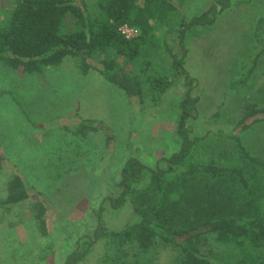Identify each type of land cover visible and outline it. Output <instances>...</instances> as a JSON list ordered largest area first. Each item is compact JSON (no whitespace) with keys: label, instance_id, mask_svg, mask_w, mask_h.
<instances>
[{"label":"rangeland","instance_id":"rangeland-1","mask_svg":"<svg viewBox=\"0 0 264 264\" xmlns=\"http://www.w3.org/2000/svg\"><path fill=\"white\" fill-rule=\"evenodd\" d=\"M86 1L96 15L99 0ZM172 2L176 9L170 22H152L154 29L139 43L137 56L125 64L143 83L141 101L95 70L82 74L70 57L40 75L18 73L0 63V155L5 153L29 186L44 195L48 222V233L42 235L27 206L9 212L0 209V264H64L79 239L93 236L100 206V224L119 230L139 217L136 207L156 203L150 196L135 193L116 209L107 197L119 195V182L129 160L153 169L179 149L175 128L186 86L166 46L180 57L176 30L181 22L188 24L201 15L214 0ZM14 6L15 0H0V27ZM184 41L183 67L194 79L193 95L198 97L188 128L191 138L198 141L185 165L167 178L175 186L181 184L180 172L188 163L239 168L247 178L248 191L221 179L205 185L198 175L189 177L183 189L187 197L211 194L214 209L230 202L241 212L259 206L264 213V170L243 160L233 140L225 135L246 110L264 108V0H231L212 24L190 28ZM257 52L256 68L240 82ZM155 76H167L172 85L163 93L150 89L148 79ZM85 119L103 122L112 138L107 140L103 130L83 135L78 126ZM240 137L252 155L264 158V122L241 132ZM8 162L0 168V198L11 172ZM198 247L221 261L264 264V248L240 252L211 237L202 239ZM180 256L164 243L140 251L134 244L103 238L94 242L79 264H179Z\"/></svg>","mask_w":264,"mask_h":264},{"label":"trees","instance_id":"trees-1","mask_svg":"<svg viewBox=\"0 0 264 264\" xmlns=\"http://www.w3.org/2000/svg\"><path fill=\"white\" fill-rule=\"evenodd\" d=\"M230 3L231 0H214L211 6L201 15L193 17L188 24L181 22L176 30L180 57L166 46L173 67L182 75L186 86L175 128L179 141L178 151L157 162L153 169H147L137 160H129L123 168L119 195L115 198L107 197L111 207L116 209L122 207L128 196L135 197V193L140 197L150 196L156 203L145 208L136 207L139 217L119 230H110L100 224L103 213V207L100 206L96 210L97 227L93 236L79 239L64 264H79L94 242L103 238L122 244H134L140 251L152 250L159 243L168 244L180 252L179 264H242L239 261H221L203 253L198 245L202 239L209 237L240 252L264 248V213L259 206L252 211L241 212L239 208L232 207L230 202H223L221 209H214L215 200L211 194L187 197L183 189L189 177L198 175L205 181V185L211 179H221V182L228 180L241 190L248 191V181L241 169L188 163L180 172L181 184L175 186L167 178L179 166L185 165L198 141L197 138H191L188 128V120L195 117L198 97L193 95L194 79L183 67L187 51L184 45L186 33L192 27L212 24ZM97 5L99 11L93 15L86 0H15L7 22L0 27V63L18 73L40 75L70 57L76 61L82 74L95 70L128 96L137 97L141 101L143 83L125 69V64L137 56L139 43L144 42V38L154 29L152 22H170V15L174 13L176 5L172 0H99ZM125 23L139 28L137 38L125 40L119 34L118 27ZM258 55L259 52L251 58L250 66L240 82H245L248 75L253 73ZM119 58H122L121 62ZM148 81L150 89L161 93L172 85V80L167 76H155ZM11 98L18 101L13 95ZM24 117L31 122L25 113ZM263 122L264 108H250L225 133L233 140L242 159L253 168L261 170H264V158L252 155L243 144L240 134ZM32 126H36V123L33 122ZM78 127L83 135L103 130L107 140L112 138L108 127L95 119L81 120ZM4 154L0 155V168L8 162ZM7 166L11 172L0 198V209L9 212L27 206L39 232L47 235L44 195L29 186L18 173L15 164L8 162ZM147 176L149 179L146 185L137 190V185L145 182ZM211 186H214V182ZM173 188L176 190L173 191ZM106 264L119 263L110 261Z\"/></svg>","mask_w":264,"mask_h":264},{"label":"built area","instance_id":"built-area-1","mask_svg":"<svg viewBox=\"0 0 264 264\" xmlns=\"http://www.w3.org/2000/svg\"><path fill=\"white\" fill-rule=\"evenodd\" d=\"M118 32L125 40L135 39L140 34L139 28L137 26L129 25L127 23L120 25L118 27Z\"/></svg>","mask_w":264,"mask_h":264}]
</instances>
